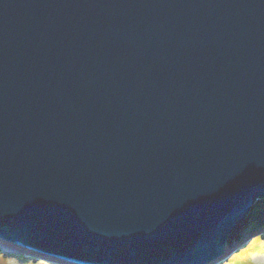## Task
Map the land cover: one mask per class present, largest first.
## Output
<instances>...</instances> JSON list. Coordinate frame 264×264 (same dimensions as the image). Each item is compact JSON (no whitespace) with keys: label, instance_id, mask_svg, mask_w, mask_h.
<instances>
[{"label":"water","instance_id":"obj_1","mask_svg":"<svg viewBox=\"0 0 264 264\" xmlns=\"http://www.w3.org/2000/svg\"><path fill=\"white\" fill-rule=\"evenodd\" d=\"M263 232L264 0H0L15 255L223 264Z\"/></svg>","mask_w":264,"mask_h":264},{"label":"rangeland","instance_id":"obj_2","mask_svg":"<svg viewBox=\"0 0 264 264\" xmlns=\"http://www.w3.org/2000/svg\"><path fill=\"white\" fill-rule=\"evenodd\" d=\"M256 243L258 244L257 246H263L264 240L251 243V247L256 245ZM255 247L252 248L251 255L237 261L238 263H235V264H258L260 260H264V249H261L262 247H258L255 249ZM10 260L11 261L9 262L8 261L4 262V264H23L20 261L18 262L15 259H10ZM32 264H35V263H32Z\"/></svg>","mask_w":264,"mask_h":264},{"label":"snow or ice","instance_id":"obj_3","mask_svg":"<svg viewBox=\"0 0 264 264\" xmlns=\"http://www.w3.org/2000/svg\"><path fill=\"white\" fill-rule=\"evenodd\" d=\"M255 234V233H253ZM243 245H240L242 247ZM238 248H229L227 249V254L231 255L232 252L237 251ZM15 252L11 245L8 244L7 240L4 238H0V264H4V257L5 256H13ZM217 255V252H216Z\"/></svg>","mask_w":264,"mask_h":264},{"label":"clouds","instance_id":"obj_4","mask_svg":"<svg viewBox=\"0 0 264 264\" xmlns=\"http://www.w3.org/2000/svg\"><path fill=\"white\" fill-rule=\"evenodd\" d=\"M258 264H264V260H260Z\"/></svg>","mask_w":264,"mask_h":264},{"label":"trees","instance_id":"obj_5","mask_svg":"<svg viewBox=\"0 0 264 264\" xmlns=\"http://www.w3.org/2000/svg\"><path fill=\"white\" fill-rule=\"evenodd\" d=\"M256 248H258V247H256ZM256 248H255V249H256ZM4 262H6V260H4Z\"/></svg>","mask_w":264,"mask_h":264}]
</instances>
